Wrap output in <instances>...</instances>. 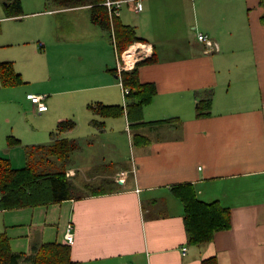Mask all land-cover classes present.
<instances>
[{
  "label": "crops",
  "instance_id": "obj_1",
  "mask_svg": "<svg viewBox=\"0 0 264 264\" xmlns=\"http://www.w3.org/2000/svg\"><path fill=\"white\" fill-rule=\"evenodd\" d=\"M259 3L142 0L140 12L122 6L118 17L135 28L141 41L129 47H134L133 63L127 60L129 50L125 53L126 70L154 58L140 64L138 73L155 94L143 106L142 116L134 114L132 119L119 83L116 51L115 68L107 57L109 43L113 45L108 32L91 22L89 51L100 50L102 66L89 67L81 75L72 72L63 41H55L51 54L63 69L49 76L52 85L37 87L39 79L48 83L37 66V36L1 25L27 16L8 17L3 5L0 64L13 63L25 83L5 87L0 82V159L21 170L29 162L30 148H37L41 163L47 157L42 151L60 140L73 141L77 149L66 166L72 180L80 178L81 167L71 165L81 141L87 148L98 143L103 156L90 157L83 166L96 173L72 181L84 189L104 182L117 186L109 194L0 211V233L15 253L41 244H65L72 225L71 258L79 264H264V25ZM95 26L100 29H92ZM200 34L218 49L209 51ZM43 48L38 52L47 55L48 48ZM29 94L48 95V110L37 113ZM208 102L210 109L200 111V104L206 107ZM97 105L117 106L123 113L101 116L93 111ZM202 112L206 115L199 116ZM84 120L92 129L80 137ZM66 121L75 127L59 133ZM37 135L48 142L37 145ZM126 144L130 150L122 168L119 156ZM91 159L95 163L90 166ZM47 160L56 167L47 170L61 167L56 158ZM184 184L192 185L203 202L218 201L230 210L231 227L216 233L210 243H188L184 205L172 192L173 186Z\"/></svg>",
  "mask_w": 264,
  "mask_h": 264
},
{
  "label": "trees",
  "instance_id": "obj_2",
  "mask_svg": "<svg viewBox=\"0 0 264 264\" xmlns=\"http://www.w3.org/2000/svg\"><path fill=\"white\" fill-rule=\"evenodd\" d=\"M107 0H50L53 9L68 10L90 8L91 22L109 33L112 28L115 31L116 53L121 58L122 54L133 44L141 42L137 37L134 27L125 25L118 16L110 18V13L105 3ZM119 1V0H112ZM263 10L261 22L264 25V0H260ZM8 17L20 18L24 15L22 0H11L4 6ZM128 51V50H127ZM126 53V52H125ZM154 58L137 62L132 70L121 73L123 85L130 89L128 100L129 119L134 114L142 116L143 106L150 103L155 90L139 80L138 68L140 64L153 61ZM0 82L5 87H14L24 84V80L18 74L13 63L0 64ZM204 104V103H203ZM206 107L200 104V111H208L210 103ZM123 113V109L117 106L97 105L93 108L96 114L111 116L115 111ZM206 115L202 112L199 116ZM75 127V122L66 121L59 125L58 132H66ZM77 149L73 141L60 140L55 145L42 151L47 157L37 163V148L29 149V162L24 169L14 170L7 160L0 159V211L36 207L59 203L72 199H81L87 196H97L111 193L117 186L112 182H104L99 187L86 186L89 192L75 193V184L67 175L66 166L70 155ZM50 157L61 161V167L56 170L55 164L50 162ZM46 158V159H45ZM48 166V167H47ZM56 168V167H55ZM173 194L184 205V223L188 243L191 245H204L210 243L216 233L231 227V213L218 201L206 203L200 200L197 192L190 184L176 185L172 188ZM71 245L65 244H41L33 246L27 253H15L10 245L8 237L0 233V264H79L71 258Z\"/></svg>",
  "mask_w": 264,
  "mask_h": 264
},
{
  "label": "rangeland",
  "instance_id": "obj_3",
  "mask_svg": "<svg viewBox=\"0 0 264 264\" xmlns=\"http://www.w3.org/2000/svg\"><path fill=\"white\" fill-rule=\"evenodd\" d=\"M9 0H0V15L3 16V5L7 4ZM23 2V8L25 14L27 16L22 17L21 19L18 20H13L10 21L9 23L6 22L7 24H4L2 22L1 25H8V27L12 29H21L22 31H28L30 33V36L35 37L37 36V66H40L41 69L43 70V82L48 83H42L40 84V79L37 80V87H47L49 85H52L53 83H49L50 79L49 76H56L58 74V70L62 71L63 68L57 67L54 64V57H52L51 54V47L52 44L55 41L61 40L63 41L62 44L64 47L68 48L66 51L68 52L70 56V63L72 66V72L76 74H83L87 72V68L89 67H97L98 65L102 66L101 62L102 59H99L100 57V50L98 54H94L89 51V43L90 39H88V30H90L92 26L91 23V11L85 8H80V9H73V10H65L63 12L55 14L53 13H46L47 10L53 9L52 4L50 0H22ZM34 12H37V16H29L28 14H32ZM96 27V26H95ZM92 29H100L98 27L92 28ZM36 30V32H34ZM40 43L41 45H44V48H48V54L47 55H42L38 52V49L40 50ZM109 43V42H108ZM110 49L108 50V53L110 57L107 54L108 59H110V62L112 64V68H115L116 66V55H115V50L113 45L109 43ZM134 47L130 48L129 51L126 53L127 54L130 52L131 49ZM125 56V57H126ZM97 70V69H96ZM43 96H48V95H43ZM51 98V97H50ZM124 101L125 97L123 95ZM50 103V101H49ZM59 110H64V107L60 106ZM37 113H39L37 111ZM89 115L92 116V114L89 112ZM40 115L37 114V119ZM85 117V116H84ZM84 127L81 128L79 135L80 137H84L87 134V131L92 129L89 127L88 122L84 120ZM82 124V123H81ZM86 124V125H85ZM88 125V127H87ZM38 121H37V128H38ZM87 127V128H86ZM86 130V131H85ZM124 131V130H123ZM38 133H40V128L38 130ZM127 136V133H125ZM42 138V139H41ZM46 136L39 137L37 135V145H43L48 142L49 139H47ZM81 145V150L76 152L73 157L72 161L73 164L71 165V168H80L78 171L79 177H76L72 179L75 183L79 182L80 179L82 178H91L93 174L96 173L95 170H86L83 166H87L88 161H90V157H99L103 156V153L101 151V145L98 143H95V145L91 148H87L83 141L80 143ZM126 144L123 145L122 151L120 153V158H122L121 162V167H124V163L127 162V156H129V150L130 146ZM85 155V159L83 161H80L82 156ZM77 157L80 158V160L77 159ZM78 160V161H77ZM94 161L91 159V165H94ZM97 164V163H96ZM116 169L120 168V164L116 165ZM86 191V188L84 189L81 186H76L75 187V193L76 194H82Z\"/></svg>",
  "mask_w": 264,
  "mask_h": 264
},
{
  "label": "built area",
  "instance_id": "obj_4",
  "mask_svg": "<svg viewBox=\"0 0 264 264\" xmlns=\"http://www.w3.org/2000/svg\"><path fill=\"white\" fill-rule=\"evenodd\" d=\"M105 5L108 8L111 19H113V17L115 15L116 16L119 15V10L124 5H132L133 10L135 12H140L143 8L142 0H119V1L107 0ZM111 32H112L111 33V36H112L111 39H112L114 47H116L115 31L113 28H112ZM198 39L200 42H202L206 45V47L209 51H214V50L218 49L217 45L215 43H213L207 35L200 34L198 36ZM129 49H127V50H129ZM127 50L125 52H127ZM115 51H116V49H115ZM125 52L122 54L121 58L117 55V57H118L117 72H118L119 77H120L119 83H120V86L122 88L123 95L126 99V97L130 94V89L123 85V82L121 79V73L124 71H127L126 67L129 66L127 61L124 58ZM27 99L29 101H31V103L36 107V110L39 113H44L48 110V106L45 103L46 96L29 94V95H27ZM125 175H126L125 173L122 174V178H121L122 183L124 182ZM64 239H65V243H67L68 245L72 246L74 244V240H75L74 227L72 225H69L67 227V231H66V234L64 236ZM186 251H187V249L184 248L183 253H185Z\"/></svg>",
  "mask_w": 264,
  "mask_h": 264
},
{
  "label": "bare ground",
  "instance_id": "obj_5",
  "mask_svg": "<svg viewBox=\"0 0 264 264\" xmlns=\"http://www.w3.org/2000/svg\"><path fill=\"white\" fill-rule=\"evenodd\" d=\"M133 53H134V48L130 50V52L128 53V56H127V60L130 62V63H133ZM133 57V58H132Z\"/></svg>",
  "mask_w": 264,
  "mask_h": 264
}]
</instances>
